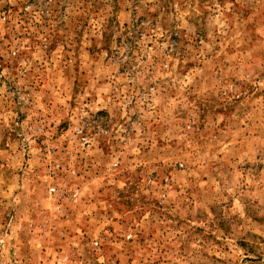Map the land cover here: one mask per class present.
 <instances>
[{"label":"rangeland","instance_id":"obj_1","mask_svg":"<svg viewBox=\"0 0 264 264\" xmlns=\"http://www.w3.org/2000/svg\"><path fill=\"white\" fill-rule=\"evenodd\" d=\"M0 264H264V0H0Z\"/></svg>","mask_w":264,"mask_h":264},{"label":"built area","instance_id":"obj_2","mask_svg":"<svg viewBox=\"0 0 264 264\" xmlns=\"http://www.w3.org/2000/svg\"><path fill=\"white\" fill-rule=\"evenodd\" d=\"M50 191H51V192H56V189H55V188H51Z\"/></svg>","mask_w":264,"mask_h":264}]
</instances>
